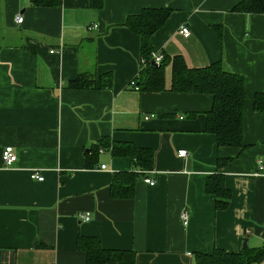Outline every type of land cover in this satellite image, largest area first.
Here are the masks:
<instances>
[{"label":"crops","instance_id":"obj_1","mask_svg":"<svg viewBox=\"0 0 264 264\" xmlns=\"http://www.w3.org/2000/svg\"><path fill=\"white\" fill-rule=\"evenodd\" d=\"M101 1L0 0V264H85L78 237L134 251L135 264H193L198 252L263 246L264 112L253 97L264 91V13L233 11L241 0ZM144 8L170 10L150 36L165 57L159 89L131 84L141 38L125 21ZM175 56L190 68L221 61L243 77L242 146H218L205 130L213 94L172 89ZM77 78L91 85L68 87ZM7 145L17 155L9 167ZM216 173L230 191L223 210L205 190Z\"/></svg>","mask_w":264,"mask_h":264},{"label":"trees","instance_id":"obj_2","mask_svg":"<svg viewBox=\"0 0 264 264\" xmlns=\"http://www.w3.org/2000/svg\"><path fill=\"white\" fill-rule=\"evenodd\" d=\"M36 5L58 4L60 0H32ZM94 7H101V0H90ZM233 11L245 13H264V0H241ZM170 13L166 8H144L139 14L127 17L125 24L141 38L142 68L135 85L138 89H159L163 86V61L152 64L150 36L163 25ZM140 77V78H139ZM110 79L108 83H110ZM89 81L80 78L68 82V87L82 88L90 86ZM172 89L181 92H205L213 94L211 110L207 113L205 130L215 135L217 145L242 146L244 79L241 75L223 68L221 61L204 67H187L182 57L175 56L172 60ZM255 111L264 112V91L253 97ZM120 149V150H118ZM132 153V146H113V151ZM143 150L147 157L151 151ZM135 166L140 169L142 160L134 156ZM219 164L221 159L218 158ZM140 175V172H136ZM205 190L214 195L216 210L226 209L229 205L230 191L225 187L223 175L216 173L206 179ZM77 248L85 253V264H135V252L127 250L105 249L95 237H78ZM264 258V245L259 248H245L237 252H229L214 248L210 252L195 254L193 264H253Z\"/></svg>","mask_w":264,"mask_h":264},{"label":"built area","instance_id":"obj_3","mask_svg":"<svg viewBox=\"0 0 264 264\" xmlns=\"http://www.w3.org/2000/svg\"><path fill=\"white\" fill-rule=\"evenodd\" d=\"M22 20H23L22 15L17 14L15 16V22L16 23H21ZM95 26L96 25H94V27ZM179 32L184 36H188L189 35V28L182 25L179 29ZM151 58H152V61H154L156 64H159L161 62V60L163 59V54L158 52V51H152L151 52ZM131 84L135 88H137L134 80L131 81ZM178 155L184 156V155H186V151L184 149H180L178 151ZM16 159H17L16 152L11 145H7L2 149L1 160H2V163L4 164V166L9 167V166L13 165L14 162L16 161ZM101 168H105V165L102 164ZM140 173L145 174L143 180L148 185L153 186L156 183V179H154L151 176H146V171H140ZM30 176L34 179H37L38 181H41L43 179V176H41L38 171H32ZM80 217L82 220L87 221L90 218V214L88 212H86L84 214H81ZM180 217H181L183 224L186 225L188 223L189 212L186 209H183L180 213Z\"/></svg>","mask_w":264,"mask_h":264},{"label":"water","instance_id":"obj_4","mask_svg":"<svg viewBox=\"0 0 264 264\" xmlns=\"http://www.w3.org/2000/svg\"><path fill=\"white\" fill-rule=\"evenodd\" d=\"M152 64H153V65H158V64H156L154 61H152ZM246 245H247V240L245 239V240L243 241V248H245Z\"/></svg>","mask_w":264,"mask_h":264}]
</instances>
